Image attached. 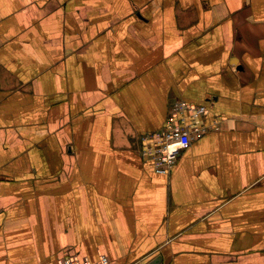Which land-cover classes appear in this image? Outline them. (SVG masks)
Wrapping results in <instances>:
<instances>
[{
	"label": "crops",
	"instance_id": "crops-1",
	"mask_svg": "<svg viewBox=\"0 0 264 264\" xmlns=\"http://www.w3.org/2000/svg\"><path fill=\"white\" fill-rule=\"evenodd\" d=\"M214 127L169 174L172 102ZM264 264V0H0V264Z\"/></svg>",
	"mask_w": 264,
	"mask_h": 264
},
{
	"label": "built area",
	"instance_id": "built-area-1",
	"mask_svg": "<svg viewBox=\"0 0 264 264\" xmlns=\"http://www.w3.org/2000/svg\"><path fill=\"white\" fill-rule=\"evenodd\" d=\"M208 114L207 106L195 104L184 99L172 102L165 124L158 130L148 132L142 137V154L152 168L162 174H169L183 151L194 140L204 137L214 127L204 123ZM58 264H111L107 255L91 261L69 257Z\"/></svg>",
	"mask_w": 264,
	"mask_h": 264
}]
</instances>
